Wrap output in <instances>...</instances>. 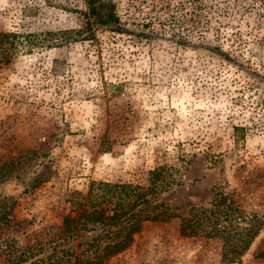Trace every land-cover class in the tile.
I'll return each instance as SVG.
<instances>
[{
	"label": "rangeland",
	"instance_id": "374dc122",
	"mask_svg": "<svg viewBox=\"0 0 264 264\" xmlns=\"http://www.w3.org/2000/svg\"><path fill=\"white\" fill-rule=\"evenodd\" d=\"M69 1L83 7L81 0H0V32L20 22L25 31L75 30L78 13L56 5ZM116 2L122 20L133 16L128 0ZM203 3L189 35L187 23L153 39L98 30L60 47L0 54V264L91 258L85 242L102 231L88 223L68 237L62 218L87 207L92 181L145 186L157 167L174 181L156 201L180 216L210 207L215 195L230 199L238 214L230 233L248 234L246 244L231 241L242 254L223 259L222 237L182 236L174 217L142 222L132 242L100 264H264L262 3ZM27 5L38 9L22 17ZM220 225L228 221L220 217Z\"/></svg>",
	"mask_w": 264,
	"mask_h": 264
},
{
	"label": "trees",
	"instance_id": "16d2710c",
	"mask_svg": "<svg viewBox=\"0 0 264 264\" xmlns=\"http://www.w3.org/2000/svg\"><path fill=\"white\" fill-rule=\"evenodd\" d=\"M45 1L55 4V0ZM81 2L83 3L82 8H77L76 4H71L70 1L66 4H56L64 10L78 13L79 27L77 29L72 31H25L21 30L24 23L20 22L15 30L0 32V54L9 51V48L11 51H16L19 47H25L27 51L34 45L60 47L70 40L93 38L95 31L98 30L123 33L140 39H153L171 35L174 25L187 23L189 35L200 25V18L203 16L201 9L205 7L203 0H183V2L181 0L176 4L172 3V0H128L127 10L133 16L122 20L117 13L116 0H81ZM261 3L264 23V0H261ZM37 9L35 5H27L20 8L19 12L22 17L23 14L27 17ZM180 9L181 12H178L176 18L175 14ZM137 15L140 16V20H136ZM205 23L206 21L203 25ZM178 39L181 37L179 36ZM56 60L53 59L54 62ZM232 130L237 138H242L244 131L242 126H232ZM172 181L174 180L170 173L161 167L147 172L145 186L92 181L87 192V207L81 208L74 217L65 215L61 221V232L68 237H75L78 229L84 230L88 223L92 225L89 230L99 228L102 231L101 234L85 242L88 248L93 246L94 256L91 258L86 256L82 260L76 259L77 264H100L127 247L132 242V234L141 228L142 222L166 221L174 217L179 219L178 232L180 235L222 237L226 245L221 252L222 258L228 261L237 260L242 250L232 247L235 243L231 242L233 235L236 239L239 237L238 241L243 240L246 244L248 234L242 233L240 227L233 232V235L230 233V225L237 228L231 223L235 221L232 216L238 215L230 199L226 200L223 194L215 195L210 202V207H191L188 217L180 216L172 210L170 205L156 201V195L164 191V187ZM147 195L150 197L148 198ZM80 205V201L76 202V207ZM141 205L142 207L139 208ZM143 209H146V212L142 213ZM220 217L228 221V226H217ZM110 226L114 227L112 232L108 229ZM248 231L252 233L251 229Z\"/></svg>",
	"mask_w": 264,
	"mask_h": 264
}]
</instances>
